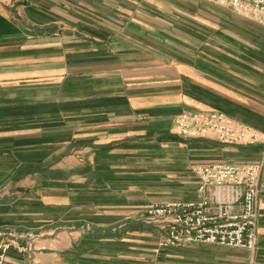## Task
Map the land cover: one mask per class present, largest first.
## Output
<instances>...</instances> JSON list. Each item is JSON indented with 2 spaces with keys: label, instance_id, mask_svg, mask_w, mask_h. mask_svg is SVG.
<instances>
[{
  "label": "crops",
  "instance_id": "obj_1",
  "mask_svg": "<svg viewBox=\"0 0 264 264\" xmlns=\"http://www.w3.org/2000/svg\"><path fill=\"white\" fill-rule=\"evenodd\" d=\"M211 112L264 135L256 21L207 0H0V242L28 249L6 264H246L217 245L162 249L166 225L147 221L210 196L193 165L264 164V141L177 132Z\"/></svg>",
  "mask_w": 264,
  "mask_h": 264
},
{
  "label": "built area",
  "instance_id": "obj_2",
  "mask_svg": "<svg viewBox=\"0 0 264 264\" xmlns=\"http://www.w3.org/2000/svg\"><path fill=\"white\" fill-rule=\"evenodd\" d=\"M207 1L264 26V0ZM175 127L182 136L215 135L224 144L250 145L264 141L261 133L219 112L182 114L176 118ZM192 171L199 179L198 193L210 196L198 202H168L147 208L148 222L166 225L167 233L159 241V247L217 245L245 251L246 264H256L264 164H196ZM236 207L240 210L236 211ZM13 249L19 253L28 251L26 246L1 241L0 264H6Z\"/></svg>",
  "mask_w": 264,
  "mask_h": 264
}]
</instances>
